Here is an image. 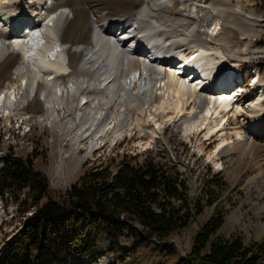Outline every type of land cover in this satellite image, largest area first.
<instances>
[{"label":"rangeland","instance_id":"374dc122","mask_svg":"<svg viewBox=\"0 0 264 264\" xmlns=\"http://www.w3.org/2000/svg\"><path fill=\"white\" fill-rule=\"evenodd\" d=\"M73 1L76 4L83 2ZM206 1L212 9L229 5L228 13L199 22L192 20L188 26L196 27V30L187 45H182L185 29L175 24L172 29L175 32L169 34L173 37L168 38L178 41L176 52L186 48L185 55L192 50H201L200 45L206 44L207 54L214 60L212 66L216 75L234 69L235 83L241 81L246 94L240 106L234 101L233 112L215 114L204 121V106L199 107L191 99L187 103L181 102L178 109L177 98L163 92L164 107H160L162 102L152 106L145 104L144 112L140 108L136 111L132 125L109 128L104 138H99L103 133L94 134L79 143L62 131V124L54 127L33 122V103L28 106L29 114L23 117L0 115V148L21 158L35 157L34 167L49 178L56 194L66 193L86 171L87 162L95 159L112 162L118 158V152L145 156L144 152L150 150L151 155L163 164L177 166L190 186L193 200L199 198L201 201L203 211L186 228L166 239L174 248L172 252L162 251L156 242L148 241L140 243L125 258L121 257L124 251L120 253V246L132 248L136 242L125 229L116 248L112 249L108 242L100 239L99 250L84 258L83 264H177L181 255L191 251L199 227L217 212L225 215L223 229L228 234L240 233L246 242L264 240V139L260 142L263 149L258 158L254 156V149L246 147L245 150L240 144L250 131L246 118L255 115L254 109L255 112L264 110V0ZM170 2L169 12L162 10L166 20L182 15L177 9L178 0ZM190 3L198 2L190 0ZM20 4L35 16L33 0H22ZM234 11L238 14L232 19ZM26 40L31 41L30 38ZM81 61L80 55L71 52L73 70L80 72ZM243 103L249 112H239L238 107L243 109ZM28 213L21 212L19 203L0 189V245L17 231ZM134 224L142 228L138 223Z\"/></svg>","mask_w":264,"mask_h":264},{"label":"bare ground","instance_id":"6f19581e","mask_svg":"<svg viewBox=\"0 0 264 264\" xmlns=\"http://www.w3.org/2000/svg\"><path fill=\"white\" fill-rule=\"evenodd\" d=\"M20 1L0 0V115L23 117L33 103V122L62 124V131L79 143L94 134L104 138L109 128L132 125L138 108L144 112L145 104L161 103L163 92L177 98L178 109L191 99L204 106V121L233 112L234 101L240 106L245 100L244 89L238 97L239 89L232 93L215 86H226L235 73L229 69L216 75L206 44L185 55L176 52L178 41L168 38L175 24L185 29L182 45H187L196 30L189 28L192 20L224 16L229 5L212 9L206 0H178L182 15L166 20L162 10L169 12L174 0H33L35 16ZM30 21L46 32L27 41L19 25ZM71 52L82 57L80 72L72 68ZM176 57L182 64L167 69ZM190 69L201 76L197 85L182 75ZM243 105L239 112H249ZM253 111L246 118L250 131L240 144L254 149L257 157L264 148V110Z\"/></svg>","mask_w":264,"mask_h":264},{"label":"trees","instance_id":"16d2710c","mask_svg":"<svg viewBox=\"0 0 264 264\" xmlns=\"http://www.w3.org/2000/svg\"><path fill=\"white\" fill-rule=\"evenodd\" d=\"M0 152V189L21 212H29L0 245V264H83L99 250L100 239L116 248L125 229L136 242L132 248L120 246L121 257L148 241L170 253L174 248L166 239L203 211L179 168L163 164L150 150L145 156L118 152L112 162H87L64 194H56L49 178L34 167L35 157ZM224 223L222 212L209 217L177 264H263L264 240L246 242L240 233L225 232Z\"/></svg>","mask_w":264,"mask_h":264}]
</instances>
